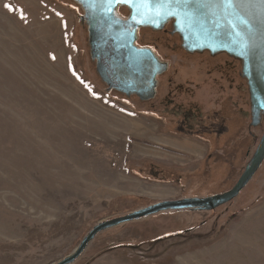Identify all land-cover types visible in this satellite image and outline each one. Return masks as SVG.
Returning a JSON list of instances; mask_svg holds the SVG:
<instances>
[{
  "label": "rangeland",
  "instance_id": "obj_1",
  "mask_svg": "<svg viewBox=\"0 0 264 264\" xmlns=\"http://www.w3.org/2000/svg\"><path fill=\"white\" fill-rule=\"evenodd\" d=\"M82 14L73 0H0V264H53L100 221L228 190L264 129L233 57L174 52L144 30L171 63L164 103L108 91ZM69 264H264V160L231 201L106 228Z\"/></svg>",
  "mask_w": 264,
  "mask_h": 264
},
{
  "label": "water",
  "instance_id": "obj_2",
  "mask_svg": "<svg viewBox=\"0 0 264 264\" xmlns=\"http://www.w3.org/2000/svg\"><path fill=\"white\" fill-rule=\"evenodd\" d=\"M86 24L89 55L95 72L106 89L126 97L136 95L150 100L155 95L156 77L167 69L150 48L137 47L138 27L158 30L172 20V32L178 33L182 48L189 53L207 50L214 55L225 52L241 60V72L248 81L251 126L264 117V0H148L141 6L131 0H73ZM118 6L129 11L121 18ZM264 160V129L252 157L235 183L226 191L204 197L163 200L125 215L93 225L79 245L53 264H69L85 249L94 236L109 227L139 219L160 211L179 209L212 210L232 199L246 186Z\"/></svg>",
  "mask_w": 264,
  "mask_h": 264
},
{
  "label": "flooded vegetation",
  "instance_id": "obj_3",
  "mask_svg": "<svg viewBox=\"0 0 264 264\" xmlns=\"http://www.w3.org/2000/svg\"><path fill=\"white\" fill-rule=\"evenodd\" d=\"M116 11H117V14L121 17V18H126L128 16V9L126 7H123V6H118L116 8ZM86 25V24H85ZM171 25H172V20H169L163 28L161 29H158V30H153L152 28L150 27H144V26H140L138 27L137 31H136V39H135V45L137 47H141V48H150L153 53L155 54V56L161 61V62H166L167 63V69L166 71H164L162 74L158 75L156 77V88H155V95L152 99L150 100H145V101H142L140 100V98L136 95H131L130 97L128 98H132V99H135V101H137L138 103H143L146 105V107H148L149 109H152L154 107L155 104H163L164 103V99L163 97H160L158 98V93H157V89H158V84H159V81H160V77H163L164 74H166V72L168 71L171 63H170V60H168L167 58H162L161 56L158 55V53L149 45H146V44H142L139 42V36L140 34L142 33V31H146V32H150V33H156L158 34L157 38H161V39H164L165 40V44L164 46L167 48V49H170L174 52H178L179 50H181L182 52L184 53H187V54H194L196 52H193V53H189V52H186L182 46H181V39H180V36L178 35V33H175V32H172V29H171ZM160 35V37H159ZM198 53V52H197ZM222 55H226L228 56L227 53H223ZM230 56V55H229ZM232 57V56H230ZM234 58V57H233ZM95 63V62H94ZM230 66L231 68L234 70V72L237 73V78H238V81H239V84L242 86L243 84L245 85V88L244 87H241V89L243 91L246 92V95L249 93V89H248V81L247 79L242 76V72H241V60L237 59V58H234L233 60L231 59V62H230ZM109 91H114L116 93H120V92H117L115 90H109ZM121 94V93H120ZM122 95V94H121ZM126 97V96H125ZM166 99V98H165ZM171 98H167V102L165 103H170L171 102ZM247 104V103H246Z\"/></svg>",
  "mask_w": 264,
  "mask_h": 264
},
{
  "label": "snow or ice",
  "instance_id": "obj_4",
  "mask_svg": "<svg viewBox=\"0 0 264 264\" xmlns=\"http://www.w3.org/2000/svg\"><path fill=\"white\" fill-rule=\"evenodd\" d=\"M131 2L133 3H137L140 4L141 6L145 5L146 3H148V0H131ZM169 0H159V5H163L165 3H168ZM223 3L225 6L231 7L233 0H223ZM5 7H9V5H5ZM23 19V17H21Z\"/></svg>",
  "mask_w": 264,
  "mask_h": 264
},
{
  "label": "trees",
  "instance_id": "obj_5",
  "mask_svg": "<svg viewBox=\"0 0 264 264\" xmlns=\"http://www.w3.org/2000/svg\"><path fill=\"white\" fill-rule=\"evenodd\" d=\"M247 163H248V162H247ZM247 163H246V164H247ZM244 167H245V166H244ZM243 169H244V168H243ZM242 171H243V170H242ZM242 171H241V172H242ZM240 174H241V173H240ZM240 174H239V175H240Z\"/></svg>",
  "mask_w": 264,
  "mask_h": 264
}]
</instances>
